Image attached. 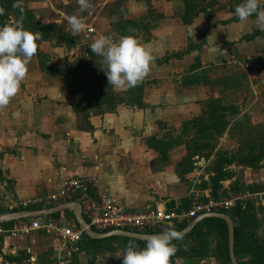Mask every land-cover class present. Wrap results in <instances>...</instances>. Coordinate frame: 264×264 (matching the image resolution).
<instances>
[{
  "label": "rangeland",
  "instance_id": "1",
  "mask_svg": "<svg viewBox=\"0 0 264 264\" xmlns=\"http://www.w3.org/2000/svg\"><path fill=\"white\" fill-rule=\"evenodd\" d=\"M0 2L1 6L9 4V0ZM185 2L189 7L185 22L183 20L185 26L182 25V30H172L173 35L167 34L168 37L160 27L162 0H90L91 7L84 11L80 10L78 0H17L12 5L18 4L22 12L4 11L0 6V14L3 22L19 25L39 37L35 41L36 53L30 60L50 71L45 74L59 79L65 89L74 93L80 111L76 117L85 132L90 129L89 119L105 113L108 106L116 104L114 110L142 106L145 83L151 93L158 91L162 85H157L158 82L165 80L167 84L162 87L177 88L179 96L183 91L178 86L203 90L204 97L193 98L195 104L200 105V111L178 129L159 123L163 135L149 141L148 148L159 153L162 164L168 159L164 178L170 182L165 186L180 185L181 193L175 201L156 195L147 208L164 205L180 213L206 199L239 198L235 204L241 208V218L234 217L237 245L245 244L248 250L247 256L240 259L255 264L258 255L264 260V31L258 30L255 15L244 22L233 15L241 0ZM260 7L264 8V2ZM70 16H77L86 26H93L96 35L85 37L82 31L72 36L67 24ZM33 20L43 27L53 26L55 32L30 31ZM99 35L115 41L121 36H133L147 46L154 57L143 78L146 82L142 81V88L133 87L129 97L127 91L116 92L113 87L102 86L107 83L101 69L104 67L102 59L89 57L92 53L89 45ZM154 44L160 46L158 53L152 51ZM198 66L203 69L194 73L192 68ZM170 67L176 69L168 74ZM3 191L0 188L1 200L5 197ZM4 200L0 216L41 210L38 205L24 207L13 200L15 205L9 208V203L13 202ZM62 217L72 218L68 212ZM30 220H16L9 231L0 227V256L4 261L29 263L28 252L15 251L7 255L1 249L6 235L28 238L30 234L11 231ZM192 220L175 224L172 229ZM4 222L7 221H1L0 225ZM200 232L204 234L209 255L196 259L180 257L185 250L182 240L179 244L182 249L176 250L169 264H229L224 248L228 245V236L223 229L209 224L203 225ZM127 244L124 240L98 244L84 241L66 258L62 253L59 255L58 244L49 241L45 245L47 250L39 251L41 260L38 261L39 264H121L118 257Z\"/></svg>",
  "mask_w": 264,
  "mask_h": 264
},
{
  "label": "crops",
  "instance_id": "2",
  "mask_svg": "<svg viewBox=\"0 0 264 264\" xmlns=\"http://www.w3.org/2000/svg\"><path fill=\"white\" fill-rule=\"evenodd\" d=\"M161 11L160 27L165 36H172L174 29L182 30L183 0H162ZM152 46L153 53H158L160 46ZM26 68L17 94L8 105L0 107V188L5 196L0 199V209L4 199L17 203L43 198L62 180L72 177L94 179L108 196L131 212L147 208L156 195L169 198L167 201L180 198V185L165 186L170 182L164 178L168 159L162 164L159 153L148 148L149 141L163 135L159 123L178 129L200 111L193 98L204 97L203 90L178 86L183 91L179 96L177 88L162 87L167 84L165 80L158 82L162 85L151 93L145 83L142 106L116 107L117 110L92 116L89 132H85L72 110L77 103L74 93L65 89L59 79L42 72L36 61L30 60ZM175 69L170 67L167 73ZM192 69L196 73L203 67ZM14 202L9 203V208ZM45 237L37 232L28 238L6 235L1 252L10 255L26 251L30 254L28 264H39L38 255L47 250V242L57 243ZM0 264L10 263L0 256Z\"/></svg>",
  "mask_w": 264,
  "mask_h": 264
},
{
  "label": "clouds",
  "instance_id": "3",
  "mask_svg": "<svg viewBox=\"0 0 264 264\" xmlns=\"http://www.w3.org/2000/svg\"><path fill=\"white\" fill-rule=\"evenodd\" d=\"M264 0H241L235 6L233 15L240 22L255 15V24L264 31ZM81 11L91 7L90 0H78ZM14 4L13 7H18ZM22 11V9H21ZM71 35L84 31L86 25L77 16L67 17ZM39 37L19 25L0 26V107L9 104L26 76L27 64L35 55ZM94 55L101 57L107 84L113 89L126 91L140 83L149 71L154 57L149 48L133 36H121L118 41L99 35L89 45ZM180 233L168 228L158 235H149L143 248L135 243L127 244L120 252L121 264H169L170 257L176 252L174 239H180Z\"/></svg>",
  "mask_w": 264,
  "mask_h": 264
},
{
  "label": "built area",
  "instance_id": "4",
  "mask_svg": "<svg viewBox=\"0 0 264 264\" xmlns=\"http://www.w3.org/2000/svg\"><path fill=\"white\" fill-rule=\"evenodd\" d=\"M84 32L85 37L96 35L95 28L91 25L86 26ZM237 199L239 198L219 201L206 199L180 213L168 210L164 205L131 212L108 196L94 179L72 177L62 180L55 190L43 198L21 202L24 207L28 204L38 205L41 210L28 211L30 213L25 219L31 220L11 232L22 235L42 233L57 241L59 255L62 253L64 257L69 258L83 236H86L87 229L94 233L116 230L144 235L159 234L162 230L172 229L175 224L190 221L201 214L228 210ZM259 199L262 202L261 196ZM64 205L69 207L57 211V208ZM66 212L71 214V219L53 216L55 213ZM82 222L85 226L80 225Z\"/></svg>",
  "mask_w": 264,
  "mask_h": 264
},
{
  "label": "trees",
  "instance_id": "5",
  "mask_svg": "<svg viewBox=\"0 0 264 264\" xmlns=\"http://www.w3.org/2000/svg\"><path fill=\"white\" fill-rule=\"evenodd\" d=\"M15 1H17V0H9V2H8L9 4H6L8 6H1V4H0V6L2 7V10H4V11L13 10V11H18L19 12V11H21V7L20 6L13 7V5H12V2H15ZM0 3H2V2H0ZM183 4H184V13H183V16H182V21L186 17L185 16L186 13L189 12V10H188L189 7H187L185 0H183ZM26 18L27 19H31L28 16H26ZM184 22H185V20H184ZM3 25H9V24H8V22H3L2 21V15L0 14V26H3ZM29 30L32 31V32H34V31H37V32L38 31L39 32H44V31L55 32V28L53 26H45V27H43V26L38 25L34 20L31 23V27L29 28ZM89 57L98 59V56L94 55L92 53L89 55ZM37 58H38V61H39V57H37ZM39 68H40V70L42 72H50V71L45 70L44 68H42L41 65H39ZM102 86L112 87L111 85H108L107 83L105 85H102ZM136 86H138L139 88L140 87L142 88V86H143L142 81L140 83H138ZM127 92H128V97H129V95L132 94V92H133L132 88L128 89ZM127 100L131 101V99L129 100V98H127ZM115 105L116 104H114V106H108L106 112L113 111L114 108H115ZM72 110H73V112L75 113L76 116H77L78 113H80V111H79V109H78L76 104L72 106ZM1 178L2 177L0 175V179ZM240 209L241 208L239 206H236V204H234L228 211H221V213L226 214L227 216H229V218L231 219V221L233 223V234H234V237H233V252H234V255H235V258H236L238 264H253L249 260L244 262V261H241V259H240L242 256L246 257L247 254L245 252L248 251L247 250V246L245 244H243V246H240V247H239V245H237L238 238H237V233H236V229H235L236 226H235L234 217L239 218V219L241 218V210ZM31 210H33V209H31ZM58 215H59V213H55L53 216H54V218H57V217H59ZM15 222H16V220H12V221L9 220L7 222L2 223V225H0V227L4 228V229H2L4 231H9V230H11V227L13 226V224ZM189 224H190V222L176 225L173 230L179 232L183 228L188 226ZM209 224H214L217 227L222 228L223 232H225V234H227V236H228L226 223L223 220L216 219V218L204 219V220L200 221L198 224H196L187 235H185L184 237H182V238H180L178 240L174 239L172 241V243L175 244L177 251H180L179 249H182V248H180V245H179L181 243V241L182 240L185 241V250H184V252L182 253V255L180 257L186 258V259L187 258L188 259H196V258H204V257H207L209 255L207 244L203 240L204 234H201V232H200L201 231V227L203 225H209ZM226 239L228 241V237ZM118 240H124L127 243H130V242L131 243H135L138 247H142L145 244V241L142 242V241L135 240V239L120 238V237H109V238L101 239V240H93V239L88 238L87 236H83V239H82L81 242L87 241L90 244H98V243H108V242L109 243H114V242H117ZM81 242H79L78 244H80ZM224 248H225V258H227V260H228V262L230 264V260H229V256H228V245L225 244ZM263 263H264V260L261 259V255H258V257L255 260V264H263Z\"/></svg>",
  "mask_w": 264,
  "mask_h": 264
},
{
  "label": "water",
  "instance_id": "6",
  "mask_svg": "<svg viewBox=\"0 0 264 264\" xmlns=\"http://www.w3.org/2000/svg\"><path fill=\"white\" fill-rule=\"evenodd\" d=\"M68 205H64L62 207L57 208L58 210L61 209H66L68 208ZM56 211V210H54ZM30 212H24L22 214H5V215H1L0 216V222L1 221H9V220H18V219H24L29 215ZM207 218H216V219H221L226 223V227H227V232H228V256H229V260H230V264H238L234 252H233V223L231 221V219L229 218V216H227L226 214L223 213H206V214H202L198 217H196L194 220H192L190 222V224L188 226H186L185 228H183L181 231H179L178 233H180V237H184L185 235H187L192 228L198 224L200 221L207 219ZM81 226H85V224L82 222L80 224ZM85 235L93 240H101V239H106L109 237H120V238H128V239H135V240H139V241H146V238L149 235H143V234H136V233H132V232H124V231H110L107 233H102V234H97L92 232L91 230L87 229L85 231ZM158 235V234H157Z\"/></svg>",
  "mask_w": 264,
  "mask_h": 264
},
{
  "label": "bare ground",
  "instance_id": "7",
  "mask_svg": "<svg viewBox=\"0 0 264 264\" xmlns=\"http://www.w3.org/2000/svg\"><path fill=\"white\" fill-rule=\"evenodd\" d=\"M217 213V212H216ZM219 213V212H218ZM110 232V231H109ZM124 232H130V231H124ZM105 233H107V232H105ZM132 233H135V232H132ZM97 234H102V233H97ZM136 234H138V233H136ZM147 235H153V234H147Z\"/></svg>",
  "mask_w": 264,
  "mask_h": 264
}]
</instances>
